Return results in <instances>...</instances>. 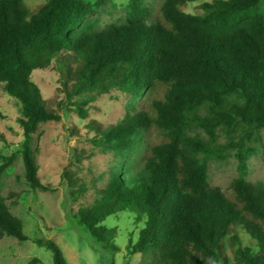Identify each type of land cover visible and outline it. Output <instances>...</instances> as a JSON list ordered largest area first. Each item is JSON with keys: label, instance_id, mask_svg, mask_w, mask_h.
<instances>
[{"label": "trees", "instance_id": "obj_1", "mask_svg": "<svg viewBox=\"0 0 264 264\" xmlns=\"http://www.w3.org/2000/svg\"><path fill=\"white\" fill-rule=\"evenodd\" d=\"M144 1L128 0L126 20L98 31L88 16L103 0H47L30 16L22 0H0V85L19 105L25 182L48 189L37 177L30 139L39 123L59 119L45 108L31 73L61 51L72 53L76 94L105 83L134 97L149 94L142 110L92 139L118 160L99 197L76 211V223L116 252L114 230L102 222L116 212L133 213L143 224L130 252L152 254V264H264V185L246 180L248 144L264 146L258 136L264 129V14L255 9L262 0H213L201 6L202 14L179 9L195 0H161L155 21L146 19ZM197 128L206 140L188 133ZM218 129L236 138L216 147ZM228 149H234L237 177L224 192L208 186L206 162ZM11 160L2 157L0 174ZM9 202L0 196V238L24 241ZM231 227L249 234L257 252L232 235L235 261L229 262L222 238ZM35 243L51 253L52 264H67L55 242Z\"/></svg>", "mask_w": 264, "mask_h": 264}, {"label": "rangeland", "instance_id": "obj_2", "mask_svg": "<svg viewBox=\"0 0 264 264\" xmlns=\"http://www.w3.org/2000/svg\"><path fill=\"white\" fill-rule=\"evenodd\" d=\"M22 1L30 16L47 0ZM83 1L95 4L98 0ZM212 1L186 2L179 9L185 13L202 14L201 6ZM127 3L128 0H103L88 19L95 23L98 31L111 24L123 23ZM144 4L147 20L161 19V0H145ZM255 9L264 14V0L258 2ZM77 66L78 59L74 54L61 51L51 57L47 67L31 73V81L38 87L45 108L59 116L56 121L39 123L30 139L37 177L47 185L46 190L31 189L25 182L23 163L17 150L22 142L18 124L21 116L19 105L0 85V163L2 157L12 155L11 162L0 174V196L9 198V212L21 221L22 232L27 238L24 241L10 236L0 238V264H29L32 259H35L32 264H52L51 253L38 246L36 239L55 242L67 264L153 263L152 254L130 252L143 224L142 220L136 221L133 213L116 212L102 222L114 230L112 242L118 247L116 252L103 249L75 221L76 211L92 205L99 197L118 160L112 152L94 145L92 139L125 114L142 110L149 97L147 92L134 97L109 83H105V88L76 94L74 75ZM78 112L85 116L81 118ZM188 133L207 139L198 128L190 129ZM258 136L264 145V129L259 130ZM232 137L218 129L214 145L221 147ZM248 146L253 153L246 161V180L264 185V146L255 140ZM233 153L234 149H228L207 160V184L210 188L229 191L231 182L237 177V161ZM62 173L68 181L66 177L62 179ZM80 187L84 189L77 191ZM232 235L238 237L241 247L248 246L257 252L256 241L249 234L240 227H231L222 238V253L229 262L235 261L236 245L230 240Z\"/></svg>", "mask_w": 264, "mask_h": 264}]
</instances>
